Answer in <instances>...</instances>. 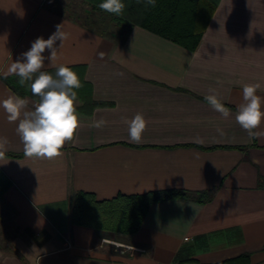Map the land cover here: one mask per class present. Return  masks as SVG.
I'll use <instances>...</instances> for the list:
<instances>
[{
  "label": "crops",
  "instance_id": "0c3cea01",
  "mask_svg": "<svg viewBox=\"0 0 264 264\" xmlns=\"http://www.w3.org/2000/svg\"><path fill=\"white\" fill-rule=\"evenodd\" d=\"M56 1L0 0V100L18 96L4 81L13 62L62 24L68 38L56 41L55 64L76 72L84 95L100 105L80 111L77 99L80 127L54 159L26 157L18 121L0 108L8 139L0 170L11 182L0 198V264H47L64 252L85 264H226L243 256L264 264V121L250 140L235 119L245 84H259L264 98V0H220L195 50L88 0L74 1L109 29ZM50 54H42V71L55 73ZM210 89L228 118L205 100ZM23 99L26 110L39 102ZM137 113L147 122L138 144L127 123ZM100 119L106 124L93 127ZM165 190L192 194L150 205L133 235L72 223L77 192L106 201ZM200 192L210 200L198 202ZM116 242L139 251L121 255Z\"/></svg>",
  "mask_w": 264,
  "mask_h": 264
},
{
  "label": "clouds",
  "instance_id": "9594fccd",
  "mask_svg": "<svg viewBox=\"0 0 264 264\" xmlns=\"http://www.w3.org/2000/svg\"><path fill=\"white\" fill-rule=\"evenodd\" d=\"M146 4L155 6L156 0H145ZM98 7L110 14L122 15L126 7L123 0H102ZM68 38L62 30V24L56 26V31L48 38L38 37L32 42L31 48L22 53L21 59L13 62L10 74L18 76L19 84L23 86L31 81V93L39 98L34 110H26L28 101L19 96L9 95L0 100V108L7 113L9 122H17L16 133L23 144L24 155L29 158L54 159L62 155L66 142L72 141L78 128L80 119L77 113V91L81 81L76 72L63 64L57 66L56 41L60 46ZM50 50V66L55 67V75L42 71L46 57L42 55ZM103 55V54H101ZM259 84H245L243 86V102L238 106L235 116L236 122L248 133L249 139L259 138L262 133L255 131L264 121V98L257 95ZM213 94L205 96L208 104L224 118H228L230 110L218 98L215 89ZM128 123L129 140L140 143L146 130L147 122L143 115L137 113ZM106 121H94L93 127L100 128ZM220 134L223 135V132ZM8 144L6 137L0 136V158Z\"/></svg>",
  "mask_w": 264,
  "mask_h": 264
},
{
  "label": "trees",
  "instance_id": "16d2710c",
  "mask_svg": "<svg viewBox=\"0 0 264 264\" xmlns=\"http://www.w3.org/2000/svg\"><path fill=\"white\" fill-rule=\"evenodd\" d=\"M48 1L52 2V0ZM219 1L156 0L155 6H151L146 4L145 0H123L126 7L123 14L117 16L116 19L131 25H140L187 49L195 50ZM88 2L94 8L100 9L98 5L102 0H88ZM77 3L82 4L83 2L78 1ZM62 7L72 8L65 4ZM61 10L73 11V9ZM48 73L55 75L54 72ZM19 79L14 75L5 77L4 81L19 97L31 96L39 99L31 93V81H26L21 86L18 82ZM76 91L77 99L83 101L82 106L78 107L80 111L85 108L91 110L100 105L84 95V91H86L84 87H80ZM10 186V180L0 170V198ZM191 194L183 190H165L143 195H118L112 200L98 201L93 194L77 192L73 197L72 223L130 236L139 230L150 205L171 199L191 198ZM210 198L209 192L196 193L195 196L198 202H207ZM226 264H248V260L243 256L228 261Z\"/></svg>",
  "mask_w": 264,
  "mask_h": 264
},
{
  "label": "rangeland",
  "instance_id": "374dc122",
  "mask_svg": "<svg viewBox=\"0 0 264 264\" xmlns=\"http://www.w3.org/2000/svg\"><path fill=\"white\" fill-rule=\"evenodd\" d=\"M61 1L63 2L61 3ZM64 4L72 8L68 9V8L62 7V5ZM55 5L56 7L60 9H65V10L73 9V11H76L77 17L88 24L98 25L102 27L103 29L110 28L109 24L101 23L102 21L98 19V16H95L96 13L90 7H86L83 4H78L77 2L73 0H59V2L58 1L55 2ZM4 238L6 239V242H4L3 246L8 248L9 243L7 241L9 240L10 237L7 235V236H4ZM39 264H43V263L40 262ZM47 264H85V263L79 260H76L74 256L69 254L68 252H64V253L57 254L55 257H53L50 260V262L48 261ZM87 264H90V263H87Z\"/></svg>",
  "mask_w": 264,
  "mask_h": 264
},
{
  "label": "built area",
  "instance_id": "2783aa9c",
  "mask_svg": "<svg viewBox=\"0 0 264 264\" xmlns=\"http://www.w3.org/2000/svg\"><path fill=\"white\" fill-rule=\"evenodd\" d=\"M115 251L121 255H133L135 252L139 251L138 248L133 247L131 245L122 244V243H114ZM70 248V245L68 246Z\"/></svg>",
  "mask_w": 264,
  "mask_h": 264
}]
</instances>
